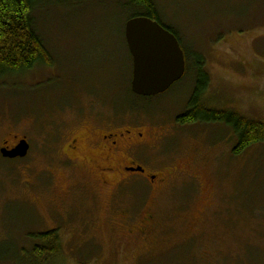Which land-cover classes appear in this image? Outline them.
Wrapping results in <instances>:
<instances>
[{
    "label": "rangeland",
    "instance_id": "obj_1",
    "mask_svg": "<svg viewBox=\"0 0 264 264\" xmlns=\"http://www.w3.org/2000/svg\"><path fill=\"white\" fill-rule=\"evenodd\" d=\"M155 2L189 66L205 59L208 106L264 123V0ZM129 16L121 0L40 8L53 65L0 81V152L31 147L23 160L0 154V264H45L40 237L50 232L60 253L48 264H264V144L232 158L224 127L177 125L192 79L150 100L132 94ZM113 122L150 134L140 161L165 186L118 195L116 180L103 188L79 159L69 163L73 138Z\"/></svg>",
    "mask_w": 264,
    "mask_h": 264
},
{
    "label": "trees",
    "instance_id": "obj_2",
    "mask_svg": "<svg viewBox=\"0 0 264 264\" xmlns=\"http://www.w3.org/2000/svg\"><path fill=\"white\" fill-rule=\"evenodd\" d=\"M80 1L83 0H0V81L6 77L23 75L40 65L52 66V55L38 33L35 14L40 8L52 4H75ZM121 1L124 9L130 11L128 20L140 17L147 18L157 22L176 37H180L176 29L167 25L155 0ZM186 54L189 58L187 51ZM195 56V65L199 67V74L203 75L202 78H204L205 59L200 55ZM205 84V80H200L197 89L205 86ZM200 95L199 89L196 90V94L188 105L189 113L179 120L181 124L199 123L204 125L212 123L216 124L215 126L220 124V127L234 131L239 137V144L234 150L235 156L243 155L252 146L264 144V123L250 120L234 111L209 109L208 105L206 106L201 102ZM145 99L150 100L152 98ZM228 129L226 130L228 131ZM40 238L43 239L41 241L47 247V250L44 249V251L51 255L42 257L39 247L35 253H40V257H42L40 259L48 264L51 256L58 257L60 253L58 233L50 232L41 235Z\"/></svg>",
    "mask_w": 264,
    "mask_h": 264
},
{
    "label": "flooded vegetation",
    "instance_id": "obj_3",
    "mask_svg": "<svg viewBox=\"0 0 264 264\" xmlns=\"http://www.w3.org/2000/svg\"><path fill=\"white\" fill-rule=\"evenodd\" d=\"M176 38L178 39L180 46L185 55L186 71L183 78L179 82H177L174 86H172V88L168 92L174 89H179V87L186 80L190 81V79H192L193 81H191V84L193 89L189 94V102L196 94V90L199 89V92L201 94L200 95L201 102L207 106L208 105L207 101L209 100L208 95L210 94V87L212 83V76L210 72L207 70L206 66L203 67V73L205 74L204 78H202L203 75L201 76L199 74L200 73L199 67H197L195 64L193 65V67L189 66L188 61H190V58H187L186 51L183 45L181 44L182 42L181 36ZM194 57L196 58L195 55ZM202 79L206 81V84L205 86L199 87L197 89V85L200 84V80ZM210 108H214L216 110L218 109L217 106H211V104L209 106V109ZM188 113L189 110L187 107L183 115L179 116L176 119V124L182 125L183 127L200 125L199 123L181 124L179 120L181 119V117H183ZM115 123L117 122H113L112 125L109 127V129H101L102 132H100L98 136L92 137L89 135H81L73 138L68 146L67 154H66L69 163L73 165L75 159H79L82 163L85 164L86 170L91 169L96 173L97 179L103 188H109L114 186L112 180H116V184H117L116 191H118L116 193L118 195L121 194L122 189L128 190L141 185H150V186L153 185V187H157V188H159L160 186L161 187L165 186L166 179L163 177L162 173L160 171L155 172L153 168L152 169L147 168L145 165H143L144 163L140 161V158L143 157L144 147L147 146L148 148L151 149L153 148L150 146L152 144H148L150 140V134L149 137L145 139V134L141 133L140 129L137 130L135 129L134 126H127L122 123L119 125H115ZM204 125L212 126L216 124L207 123ZM228 132H229L228 134L231 137L230 155L232 158H234L235 157L234 150L237 148L239 144V137L234 131H230L228 129ZM218 139L219 140L215 141L216 144L218 143L220 144L223 142L222 139L220 138ZM18 144H16L15 146H9L7 145V143H5L2 149L7 148L9 150H13L18 146ZM251 148H249L248 150H250ZM121 153L126 154L127 158L124 159ZM87 163L88 165H90L89 168L87 166ZM153 167L156 166L154 165ZM188 167L189 165L187 164L186 166H183L180 169L185 173V171L189 170ZM157 170H161V169H157ZM86 181L88 182V178L86 179ZM117 194H115L114 196L115 198L118 197Z\"/></svg>",
    "mask_w": 264,
    "mask_h": 264
},
{
    "label": "water",
    "instance_id": "obj_4",
    "mask_svg": "<svg viewBox=\"0 0 264 264\" xmlns=\"http://www.w3.org/2000/svg\"><path fill=\"white\" fill-rule=\"evenodd\" d=\"M125 39L133 59L131 91L143 98L166 94L186 71L184 52L178 39L160 24L147 18H134L125 25ZM30 152L26 139L16 148L1 150L8 160L25 159Z\"/></svg>",
    "mask_w": 264,
    "mask_h": 264
}]
</instances>
